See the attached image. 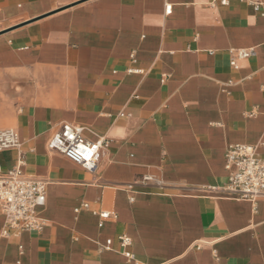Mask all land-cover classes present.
I'll use <instances>...</instances> for the list:
<instances>
[{"label":"crops","instance_id":"crops-1","mask_svg":"<svg viewBox=\"0 0 264 264\" xmlns=\"http://www.w3.org/2000/svg\"><path fill=\"white\" fill-rule=\"evenodd\" d=\"M232 49L255 55L231 67ZM62 123L107 141L93 172L47 151ZM5 129L21 146L0 167L21 152V171L46 182V225L5 228L0 210V264H264V197L208 190L226 182L229 145L264 159V8L0 0Z\"/></svg>","mask_w":264,"mask_h":264},{"label":"built area","instance_id":"built-area-1","mask_svg":"<svg viewBox=\"0 0 264 264\" xmlns=\"http://www.w3.org/2000/svg\"><path fill=\"white\" fill-rule=\"evenodd\" d=\"M246 2L254 11L264 8L261 0ZM165 12L169 13V8ZM229 53L231 67H235L237 61L255 55L254 49H232ZM20 146L21 141L15 131L0 130V152L19 151ZM106 147L107 141L104 139L86 140L82 136V128L69 123H62L46 142L47 151L65 156L87 172L94 171L99 155ZM23 161V154L20 152L14 168L4 171L0 167V210L4 216L5 228L18 232H40L46 225V221L40 216L46 200V182L25 175L21 171ZM224 168L227 172L225 184L220 188L211 187L209 191H222L231 195L234 200L251 204L264 197V159L256 153L255 147L229 145L224 155ZM82 208H87V205H82ZM98 216L101 219L110 217L107 213H99ZM119 242L122 247L130 244L129 239L124 236L119 238ZM110 244L111 241L107 240L101 248L108 249ZM126 257L129 258L128 255Z\"/></svg>","mask_w":264,"mask_h":264}]
</instances>
